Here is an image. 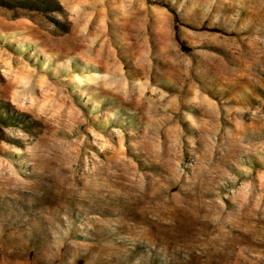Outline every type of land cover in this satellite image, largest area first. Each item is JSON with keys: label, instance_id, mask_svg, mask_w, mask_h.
Here are the masks:
<instances>
[{"label": "rangeland", "instance_id": "374dc122", "mask_svg": "<svg viewBox=\"0 0 264 264\" xmlns=\"http://www.w3.org/2000/svg\"><path fill=\"white\" fill-rule=\"evenodd\" d=\"M0 264H264V0H0Z\"/></svg>", "mask_w": 264, "mask_h": 264}]
</instances>
